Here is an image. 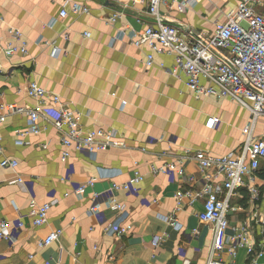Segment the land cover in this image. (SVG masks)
Segmentation results:
<instances>
[{
  "label": "crops",
  "instance_id": "0c3cea01",
  "mask_svg": "<svg viewBox=\"0 0 264 264\" xmlns=\"http://www.w3.org/2000/svg\"><path fill=\"white\" fill-rule=\"evenodd\" d=\"M71 1L88 7L90 14L70 13L60 18L63 0H0V38L20 44L9 32L18 30L28 49L27 55L10 58L0 47V102L20 109L54 107L50 100L40 102L28 95L29 84L36 82L79 115L84 130H114L126 147L93 155L71 149L63 161L61 136L50 120L43 117L40 121L39 135L20 139L18 134L29 128V118L25 113L9 115L0 125V140L5 157L17 160L19 167L13 171L0 166V221L20 216L25 227L15 243L0 240V264H182L186 259L191 264H206L212 228L199 219L204 199L186 198L179 211L176 201L179 191L200 190L201 181L190 186L186 178L154 175L152 169L185 152L229 155L243 144L242 131L251 114L230 100L197 99L183 75L176 78L169 73L175 65L170 56L157 55L149 68L148 47L136 48L130 38L111 46L119 31L140 33L145 29L151 22L146 7L132 0ZM224 6L225 0H217L214 6L202 1L186 14L169 13L165 7L161 14L181 21L184 30L208 33L213 22L222 18L219 9ZM116 13L122 18L110 23ZM52 19H58L54 27L49 26ZM66 33L68 41L63 36ZM46 43L63 52L54 54ZM216 104L225 111L215 109ZM233 110L240 116L236 125L227 122L228 111ZM212 119L219 122L214 126ZM137 171L144 177L138 194L114 192L125 207L123 213L109 208L103 199L100 213L90 214L94 194L110 192ZM186 172L200 180L195 163H189ZM261 172L264 174V164ZM19 177L26 183H15ZM89 179L96 181L95 186L82 197L75 196L74 189ZM214 184L222 187L223 177L217 176ZM56 199L59 203L50 210L47 225L35 227L29 218L32 203L40 206ZM232 205L235 211L229 215L230 226L249 225L254 254L259 253L264 225L258 229V221L264 218V200L253 206L246 190L240 189ZM174 212L181 230L163 220ZM108 225H131L132 230L122 238L109 237L105 232ZM55 230L63 231L60 242L39 249V241ZM228 235H232L231 229ZM154 237L162 238L157 248ZM248 251L239 248L234 261L227 253L223 259L227 264H251ZM256 264H264V252Z\"/></svg>",
  "mask_w": 264,
  "mask_h": 264
},
{
  "label": "built area",
  "instance_id": "2783aa9c",
  "mask_svg": "<svg viewBox=\"0 0 264 264\" xmlns=\"http://www.w3.org/2000/svg\"><path fill=\"white\" fill-rule=\"evenodd\" d=\"M202 1L214 6L217 0H132L135 5L146 7L151 22L140 33L133 30L119 31L111 39L110 44L114 46L117 42L130 38L136 48L148 47L150 54L147 56L146 64L149 68L155 65L157 55L170 56L174 59L175 65L168 69L169 73L176 78L183 75L187 88L197 99L230 100L251 114L249 123L242 131L243 145L229 155L215 157L203 151L185 152L172 162L154 167L152 173L186 178L190 186L201 181L200 190L191 188L179 191L176 194V201L179 211L186 198L204 199V212L199 214V219L212 228V242L206 264H227L223 259L225 253L234 261L239 248H248L251 264H256V259L264 252V241L259 253L254 254L253 230L247 224L231 227L229 215L235 211L232 201L240 189L246 190L248 200L253 206L264 200V177L260 174L264 164V136H256L258 120L264 117V0H225V6L219 9L222 18L213 22V29L208 33L195 32L191 28L184 30L181 21L168 19L161 14L162 7H165L169 13L186 14L196 9ZM90 12V9L84 5L63 0L60 18H67L70 13L73 16H80L89 15ZM122 16L121 13H116L108 21L116 24ZM57 23L58 19H52L49 26L54 27ZM9 32L14 41L20 44L5 42L0 38L3 53L10 58L17 54L27 55V43L22 41L21 32L13 29ZM63 36L65 40H69V34ZM84 36L90 37L88 33ZM46 44L54 48V54L59 55L63 52L54 44ZM162 68L164 69L163 64ZM28 95L40 102L50 100L54 107L20 109L17 105L0 102V125L4 124L12 114L25 113L28 116L29 128L26 132L18 134L20 139L31 134L39 135L41 133L39 124L44 117L51 121L61 136L64 147L63 161L69 158L71 149L80 154L93 155L113 148L126 147L114 130H84L80 116L69 111L59 96L49 94L36 82L29 84ZM218 122V119H212L214 126ZM191 162L195 163L201 176L200 180L187 174L186 166ZM0 166L13 171L19 167L17 160L5 157L1 140ZM217 176L223 177L222 187L214 184ZM143 180V175L137 171L128 182L114 185L110 192L104 195L94 194L90 214L100 213L99 203L103 199L106 200L109 208L118 214L123 213L125 207L118 203L114 192L124 191L136 195ZM15 183L26 182L19 177ZM95 184L94 179L80 183L73 194L82 197L86 190L93 188ZM65 196L68 197L69 194ZM58 203L57 199L40 206L32 203L29 212L32 224L35 227L47 225L49 212ZM163 220L174 229H182L176 212L164 217ZM262 225L264 218L259 219L258 229H261ZM24 227V220L20 216L13 221H0V240L15 243L17 235ZM230 229L232 235H228ZM131 230V225L125 227L108 225L105 228L106 234L114 238H122ZM62 235L61 230L52 231L45 239L39 241L38 248L46 249L59 243ZM161 239L154 237L155 248L159 246ZM182 264H191V262L186 259Z\"/></svg>",
  "mask_w": 264,
  "mask_h": 264
},
{
  "label": "rangeland",
  "instance_id": "374dc122",
  "mask_svg": "<svg viewBox=\"0 0 264 264\" xmlns=\"http://www.w3.org/2000/svg\"><path fill=\"white\" fill-rule=\"evenodd\" d=\"M217 107H215V109H219V110H222V111H225L222 107H220L218 104H216ZM228 110V109H227ZM233 112V113H231ZM228 111V115H227V119L229 121H232L233 124H238L239 123V114L236 112V110H233V111ZM231 129V128H230ZM232 130V129H231ZM233 131H236V130H233ZM264 133V117H260L259 120H258V124H257V129H256V136H258L259 134H262ZM243 143H244V140H243ZM243 145V144H242ZM241 145V146H242ZM240 146V147H241Z\"/></svg>",
  "mask_w": 264,
  "mask_h": 264
},
{
  "label": "trees",
  "instance_id": "16d2710c",
  "mask_svg": "<svg viewBox=\"0 0 264 264\" xmlns=\"http://www.w3.org/2000/svg\"><path fill=\"white\" fill-rule=\"evenodd\" d=\"M262 173H263V172L260 171L261 176L264 177V174H262Z\"/></svg>",
  "mask_w": 264,
  "mask_h": 264
}]
</instances>
